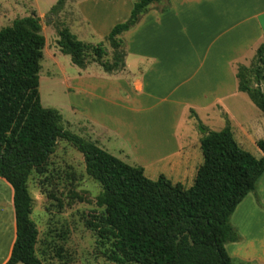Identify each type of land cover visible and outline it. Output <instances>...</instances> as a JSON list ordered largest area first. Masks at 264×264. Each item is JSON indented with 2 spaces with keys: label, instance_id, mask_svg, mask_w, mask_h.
I'll list each match as a JSON object with an SVG mask.
<instances>
[{
  "label": "trees",
  "instance_id": "1",
  "mask_svg": "<svg viewBox=\"0 0 264 264\" xmlns=\"http://www.w3.org/2000/svg\"><path fill=\"white\" fill-rule=\"evenodd\" d=\"M65 1L57 0L45 16L46 24L56 27L60 51L80 68L95 62L111 73L124 67L118 36L160 0L135 1L129 17L111 28L106 36L111 62L102 60L103 48L81 42L57 25L54 17ZM44 43L34 12L0 29V177L13 190L15 215V240L4 264H44L35 252L37 228L30 217L27 180L32 170L46 164L59 139L82 154L86 174L101 186L98 204L103 213L89 226L111 240L119 262L233 264L224 246L239 238L230 216L264 172V140L256 141L263 153L256 157L238 143L228 121L218 131L198 121L202 162L193 183L185 187L163 174L150 179L143 167L131 166L97 142L65 129L59 111L41 105L38 74ZM236 78L238 91L264 116V36L253 62L238 65Z\"/></svg>",
  "mask_w": 264,
  "mask_h": 264
},
{
  "label": "crops",
  "instance_id": "2",
  "mask_svg": "<svg viewBox=\"0 0 264 264\" xmlns=\"http://www.w3.org/2000/svg\"><path fill=\"white\" fill-rule=\"evenodd\" d=\"M36 1L29 0V8L37 15ZM47 1L50 8L57 2ZM135 1L65 3L73 6L77 20L86 24L89 33L106 37L116 23L129 17ZM263 36L264 0H160L149 4L137 23L118 36L124 67L106 72L112 77L107 81L111 93L115 95L124 85L129 109L141 114L150 115L155 105L164 106L155 116L166 117L171 124L169 132L162 131L166 146L160 151L168 153L162 158V172L172 182L193 183L202 162L201 137L189 118L205 119L207 125L201 123L214 131L228 121L235 138L239 134L240 139L256 145V125L248 113L238 121L230 102L243 104L239 100L244 92L238 91L235 82L237 67L251 63ZM103 82L98 85L105 89ZM259 152L256 157L263 155ZM230 223L239 235L224 245L231 260L264 264V172L255 190L237 204ZM14 240L13 190L0 177V264L8 260Z\"/></svg>",
  "mask_w": 264,
  "mask_h": 264
},
{
  "label": "rangeland",
  "instance_id": "3",
  "mask_svg": "<svg viewBox=\"0 0 264 264\" xmlns=\"http://www.w3.org/2000/svg\"><path fill=\"white\" fill-rule=\"evenodd\" d=\"M36 4L45 40L38 74L41 105L57 109L65 129L97 142L103 150L131 166L143 167L148 178L156 179L161 173L165 175L162 158L168 153L160 151V147L166 146L162 143L165 141L162 131L169 132L171 124L166 117L155 116L164 106L155 105L150 115L131 111L124 85L115 95L112 94L111 84L107 82L112 77L97 63L91 62L83 69L60 51L56 27L45 22L49 2L37 0ZM30 5L29 0H0V29L17 17L33 13ZM75 14L73 6L65 3L55 15V22L66 27L77 40L103 48L102 60L111 62L109 41L105 36L89 33L86 24L78 21ZM102 80L105 89L98 85ZM260 87L264 92L263 82ZM242 96L239 102L243 104L230 102L233 115L240 121L245 120L243 116L248 113L257 127L256 137L264 140V116L247 94ZM200 119L207 125L205 119ZM189 121L202 137L197 127L199 120L192 117ZM222 124L224 126V121ZM236 138L244 149L260 156L256 145L240 139L239 134ZM181 184L188 187L192 182L186 184L182 181ZM27 187L32 199L30 217L37 228L35 252L44 264H138L119 262V254L111 246V240L100 238L98 232L89 226V222H98L103 213V207L98 204L101 186L86 174L82 154L70 143L57 140L46 164L30 173ZM232 262L241 263L237 259Z\"/></svg>",
  "mask_w": 264,
  "mask_h": 264
}]
</instances>
